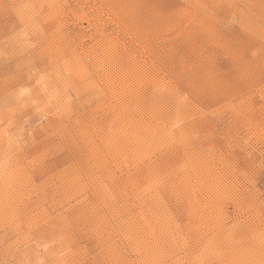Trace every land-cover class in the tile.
Here are the masks:
<instances>
[{
  "label": "rangeland",
  "instance_id": "rangeland-1",
  "mask_svg": "<svg viewBox=\"0 0 264 264\" xmlns=\"http://www.w3.org/2000/svg\"><path fill=\"white\" fill-rule=\"evenodd\" d=\"M264 0H0V264H264Z\"/></svg>",
  "mask_w": 264,
  "mask_h": 264
},
{
  "label": "built area",
  "instance_id": "built-area-1",
  "mask_svg": "<svg viewBox=\"0 0 264 264\" xmlns=\"http://www.w3.org/2000/svg\"><path fill=\"white\" fill-rule=\"evenodd\" d=\"M263 191H264V181H263V185H262Z\"/></svg>",
  "mask_w": 264,
  "mask_h": 264
}]
</instances>
